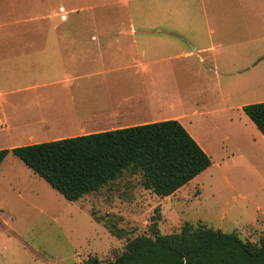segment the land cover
I'll return each instance as SVG.
<instances>
[{
    "label": "crops",
    "instance_id": "0c3cea01",
    "mask_svg": "<svg viewBox=\"0 0 264 264\" xmlns=\"http://www.w3.org/2000/svg\"><path fill=\"white\" fill-rule=\"evenodd\" d=\"M263 70L264 0H0V150L166 120L194 137Z\"/></svg>",
    "mask_w": 264,
    "mask_h": 264
},
{
    "label": "rangeland",
    "instance_id": "374dc122",
    "mask_svg": "<svg viewBox=\"0 0 264 264\" xmlns=\"http://www.w3.org/2000/svg\"><path fill=\"white\" fill-rule=\"evenodd\" d=\"M177 24L185 31L195 28ZM256 79L251 96L239 101L236 95L229 112L218 93L206 103V125L193 135L212 165L169 197L146 190L141 175L126 172L99 193L71 202L11 155L0 168V264H82L94 256L112 261L129 240L151 235L154 223L161 234L178 233L186 223L203 224L259 242L264 238V136L234 110L244 99L249 104L264 99V70ZM222 89L227 92L225 85Z\"/></svg>",
    "mask_w": 264,
    "mask_h": 264
},
{
    "label": "trees",
    "instance_id": "16d2710c",
    "mask_svg": "<svg viewBox=\"0 0 264 264\" xmlns=\"http://www.w3.org/2000/svg\"><path fill=\"white\" fill-rule=\"evenodd\" d=\"M264 136V102L243 107ZM14 155L65 199L99 193L126 172L141 175L146 190L174 195L212 165L208 153L178 120H166L0 150V166ZM82 264H264V238L246 241L203 224L186 223L178 233L129 240L114 260L89 257Z\"/></svg>",
    "mask_w": 264,
    "mask_h": 264
}]
</instances>
